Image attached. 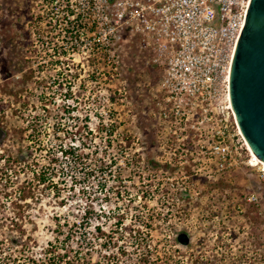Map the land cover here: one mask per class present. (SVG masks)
<instances>
[{
	"label": "rangeland",
	"instance_id": "1",
	"mask_svg": "<svg viewBox=\"0 0 264 264\" xmlns=\"http://www.w3.org/2000/svg\"><path fill=\"white\" fill-rule=\"evenodd\" d=\"M48 9L0 0V264H264V173L160 163L151 54Z\"/></svg>",
	"mask_w": 264,
	"mask_h": 264
},
{
	"label": "built area",
	"instance_id": "2",
	"mask_svg": "<svg viewBox=\"0 0 264 264\" xmlns=\"http://www.w3.org/2000/svg\"><path fill=\"white\" fill-rule=\"evenodd\" d=\"M250 1L35 3L50 6V20L64 22L65 32L78 24L80 34L99 51L114 53L134 43L151 54L149 64L160 70L153 95L159 162L173 165L176 157L190 156L201 175L218 177L244 166L264 173L239 131L229 94L233 56Z\"/></svg>",
	"mask_w": 264,
	"mask_h": 264
},
{
	"label": "water",
	"instance_id": "3",
	"mask_svg": "<svg viewBox=\"0 0 264 264\" xmlns=\"http://www.w3.org/2000/svg\"><path fill=\"white\" fill-rule=\"evenodd\" d=\"M229 94L239 131L264 165V0L250 1L233 56ZM179 240L190 243L186 234Z\"/></svg>",
	"mask_w": 264,
	"mask_h": 264
},
{
	"label": "bare ground",
	"instance_id": "4",
	"mask_svg": "<svg viewBox=\"0 0 264 264\" xmlns=\"http://www.w3.org/2000/svg\"><path fill=\"white\" fill-rule=\"evenodd\" d=\"M251 150V149H250ZM263 169H264V165H263Z\"/></svg>",
	"mask_w": 264,
	"mask_h": 264
},
{
	"label": "trees",
	"instance_id": "5",
	"mask_svg": "<svg viewBox=\"0 0 264 264\" xmlns=\"http://www.w3.org/2000/svg\"><path fill=\"white\" fill-rule=\"evenodd\" d=\"M89 174H91V173H89ZM180 241V240H179ZM69 262V261H68ZM67 264V263H66Z\"/></svg>",
	"mask_w": 264,
	"mask_h": 264
}]
</instances>
